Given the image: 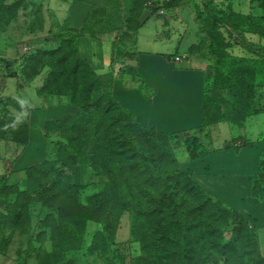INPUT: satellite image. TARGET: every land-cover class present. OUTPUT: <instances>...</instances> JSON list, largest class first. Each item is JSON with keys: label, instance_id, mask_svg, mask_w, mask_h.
<instances>
[{"label": "rangeland", "instance_id": "obj_1", "mask_svg": "<svg viewBox=\"0 0 264 264\" xmlns=\"http://www.w3.org/2000/svg\"><path fill=\"white\" fill-rule=\"evenodd\" d=\"M167 3L163 12H159L160 17L155 19L156 23L160 25L167 19L174 24L186 58L208 61L205 102L209 105L205 106H209L206 117L210 122L170 141L177 164L180 166L188 160L191 149L202 153L221 148L224 140L239 133L237 128L254 129L255 141L263 143L264 61L257 59L240 42L244 40L256 50L264 48V37L249 32V20L245 17L242 20L240 16L250 15L264 24V0H168ZM47 10L44 0H0V136L4 137L0 140V264H137L142 256L148 258L151 255H144L140 245L132 239V213L124 209L103 225L98 223L101 219L73 225L66 217L58 215V210L66 204L64 196L60 197L57 209L58 205L48 202V195L53 191L48 189L45 181L40 183L39 174L31 177L11 171L9 167L18 152L33 150L35 142H47V161L63 172V182L78 186L93 184L78 197L80 203H84V195L97 192L107 180L102 176L99 178L89 166V152L94 140L91 136L82 140L87 148L74 163L67 160L66 149L78 143L74 140L76 132L61 133V128L46 135L29 131L28 142L23 146L9 140L13 136L10 124L25 121L28 106L22 99L21 94L26 91L23 87L34 85L37 91L54 92L72 87L67 82L73 63L72 43H64L66 29L52 19V13ZM245 61L250 62L254 72L242 79L235 77L232 73L235 68H229L228 63L236 65ZM81 76L78 74L74 81L79 90L82 88ZM232 82L235 94L240 97L234 102V119L226 120L230 118L225 106L230 103L229 85ZM245 85L246 90L249 86L252 89L253 100L248 103L253 105L252 108L243 106L240 101ZM78 94L82 98L85 93ZM96 94L85 104H92ZM224 120L237 127L223 123ZM54 178L50 179L53 181ZM60 226H64L66 232L71 228L68 239ZM234 227L231 218L224 228V236L217 239L218 245H205L206 264H238L241 255L244 264H253L249 260L253 258L248 253L250 246H243L236 254L234 250L222 253V248L230 241L228 232ZM244 240L240 235L238 244H243ZM254 253L257 254L255 250ZM195 263L202 264L200 261Z\"/></svg>", "mask_w": 264, "mask_h": 264}, {"label": "trees", "instance_id": "obj_2", "mask_svg": "<svg viewBox=\"0 0 264 264\" xmlns=\"http://www.w3.org/2000/svg\"><path fill=\"white\" fill-rule=\"evenodd\" d=\"M167 2L168 0H162L161 3L154 4L153 0H133L128 17L122 15L121 0H104L100 7L92 8L81 30L65 28L67 34L63 41L72 43L73 58L72 69L69 72L70 79L65 81L70 82L72 87L68 86L65 91H38L39 94L63 96L67 98L68 104L79 108V113L75 117H65L45 123L42 132L46 135L49 131L58 128L62 129L61 133L76 132L74 140L78 143L66 149L67 160L70 163L77 162L79 155L87 148L82 140L86 141L89 136L93 137L89 152V166L96 171L99 178L101 176L106 178V182H102L97 192L84 195L85 201L80 203L78 197L93 184L78 186L68 181L63 182L61 179L63 172L47 161V147L42 162L20 172L31 177L39 174L40 183L45 181L48 189L53 191L48 195L49 203L58 205L61 202L60 197L64 196L66 204L64 203L65 206L58 210V215L66 217L73 225L99 219L101 220L98 223L103 225L124 209L132 213L134 215L131 228L132 239L140 245L144 255L148 253L153 257L151 261V256L148 258L142 256L137 264H156L155 262L196 264L195 261L206 264L205 245L207 243L214 247L218 245L217 239L224 236L226 232L224 228L231 218L234 220L235 227L228 232L230 241L228 246L222 248V253L234 250L236 254L247 245L250 246L248 253L253 255V258L249 260L253 264H264V257L260 255L252 224L196 184L177 164L174 152L170 148V141L179 134L161 133L152 128L140 126L126 110L111 99V77L97 76L77 54L76 39L85 32L95 37L102 32L118 31L119 39L125 41L129 38L128 33L132 39L133 33L140 25L137 19L141 11L148 9L150 13H159L160 10L163 12ZM257 2L254 1V3ZM240 17L242 20L243 17L249 20V32L264 37V24L260 22L261 19H253L250 15ZM124 27L125 31H123ZM240 44L257 59L261 58L264 61V48L254 50L244 40ZM239 63L236 65L228 63L229 68H235L232 70L235 77L242 79L243 76L254 72V69L249 66L250 62ZM78 74L82 75L80 90L77 89V85L74 86ZM246 82L247 80L245 84L248 85ZM246 85L244 97L240 98V101L243 106L252 108L253 105L248 104L253 100L252 89L249 86V91L246 90ZM229 87L232 94L230 103L225 106V109L230 118L226 120H233V114L236 111L234 102L238 99L236 97L240 96L235 94L233 82ZM81 91L85 93L82 98L78 94ZM101 91L103 93H100ZM95 92L97 94L94 102L86 105L85 102L90 96L93 98ZM205 101L204 98L202 126L210 122L206 117L209 106H205L208 104ZM10 126L13 136L9 140L22 146L27 144L29 138L27 121L12 122ZM2 138L4 137L0 136V140ZM248 144L250 142L247 140L241 141L243 146ZM206 153L191 149L188 159H197ZM51 177H55L53 181ZM252 184L253 194L259 196L260 189L264 187V150L256 179ZM201 219L207 221L204 222ZM60 229L68 239L71 228L67 232L64 226H60ZM240 235L245 238L243 244H238ZM252 245L255 246L254 249L251 248ZM242 257V255L239 257L238 264H244V257ZM66 264H72V262Z\"/></svg>", "mask_w": 264, "mask_h": 264}, {"label": "crops", "instance_id": "obj_3", "mask_svg": "<svg viewBox=\"0 0 264 264\" xmlns=\"http://www.w3.org/2000/svg\"><path fill=\"white\" fill-rule=\"evenodd\" d=\"M44 1L52 19L72 30H81L91 9L104 2ZM132 1L121 0L124 17L129 16ZM153 1L158 4L162 0ZM158 17L159 13H150L148 9L141 11L137 19L140 25L132 35V46L130 33L124 42L119 39L118 31L102 32L95 37L85 32L76 39L77 54L97 76L111 77V99L140 126L166 134L198 130L204 118L208 61L186 58L174 24L164 19L159 25L155 20ZM22 89V99L28 106L24 119L30 132L41 133L45 123L75 117L79 113V108L68 104L63 96L39 94L34 85ZM223 123L232 125L228 121ZM237 129L239 133L224 140L221 148H211L200 158L184 160L180 168L196 184L252 224L260 255L264 257V187L259 196L252 191L264 142L255 141L257 137L252 128ZM242 140L250 144L243 146ZM33 147L13 157L9 165L11 171L17 172L43 161L46 143L35 142Z\"/></svg>", "mask_w": 264, "mask_h": 264}, {"label": "built area", "instance_id": "obj_4", "mask_svg": "<svg viewBox=\"0 0 264 264\" xmlns=\"http://www.w3.org/2000/svg\"><path fill=\"white\" fill-rule=\"evenodd\" d=\"M148 5H149V3H148ZM159 12H160V13H162V11H161V10H160ZM175 60H176V61H178V60H179V58L177 57V58H175Z\"/></svg>", "mask_w": 264, "mask_h": 264}]
</instances>
